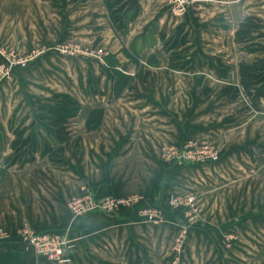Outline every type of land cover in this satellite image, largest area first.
Here are the masks:
<instances>
[{"label":"crops","instance_id":"0c3cea01","mask_svg":"<svg viewBox=\"0 0 264 264\" xmlns=\"http://www.w3.org/2000/svg\"><path fill=\"white\" fill-rule=\"evenodd\" d=\"M106 2L0 0V47L30 51L38 42L68 39L107 49L102 59L48 51L27 68L26 81L0 85V226L17 234L29 224L37 232L66 233L77 243L67 263L36 258L34 249H26V258H3L4 249L18 253L13 238L0 242V264H163L143 246L149 228L138 207L122 208L113 218L103 210L73 218L67 200L87 186L97 199L137 193L143 202L166 206L173 194L197 187L205 195L209 186L241 178L264 161V98L257 108L253 103L264 83L250 96L240 74L242 58L264 63V0H207L183 17L171 13L169 0H122L121 30ZM247 16L261 20L250 38L256 50L249 53L236 38ZM173 55L180 57L177 66ZM23 84L36 91L34 98L8 96L7 89ZM229 86L239 87L237 96L224 91ZM63 94L80 108L56 124L57 116L44 106L61 107L67 103ZM100 107L103 120L89 129V115ZM63 127L70 131L67 140L58 138ZM16 138L22 141L15 145ZM186 140L213 144L220 159H163L165 146ZM18 150L21 157L9 160ZM249 246L258 251L264 241ZM191 253L180 264H211Z\"/></svg>","mask_w":264,"mask_h":264},{"label":"rangeland","instance_id":"374dc122","mask_svg":"<svg viewBox=\"0 0 264 264\" xmlns=\"http://www.w3.org/2000/svg\"><path fill=\"white\" fill-rule=\"evenodd\" d=\"M200 2L202 1H196L192 3L184 13L177 17H183L192 5ZM60 45L69 47L68 50L70 53L60 51ZM93 48H95V50L102 48L104 52H102V54L98 56H90L86 53H83L84 51L92 50ZM31 51H35L32 59L24 60L26 56H28L27 54ZM48 51L57 52L62 56L75 57L84 55L102 59L106 54L107 49L103 47L90 46L87 44H85L84 46L81 43L74 42L68 39H59L51 44L38 42L30 51H24L21 49H16L14 47L10 48L8 46L0 47V66L1 64L6 63V67L0 70V85L3 82H9L13 84V82L16 81H26L28 78L27 74H25L27 68L34 61L40 58L41 55ZM244 52L246 53L247 51L245 50ZM7 58L13 60V62L15 63L7 62ZM262 83H264V80L260 84ZM254 90L255 88H253V91ZM7 92L10 98L17 97L19 99H23L26 97L34 98L33 96L35 95L34 93L36 91H34L32 88H29L27 84H23L19 87H13V89L9 88L7 89ZM259 136H262V138L264 139V130H261L259 132ZM15 140V142H17V140L19 142L22 141V138H16ZM192 141L198 145L203 144L198 143L195 140ZM204 144L210 145L215 151H217L219 154V158L217 160L210 159L208 161L199 163H216V161L220 159V152L218 148L213 144ZM169 146L171 145H168V147ZM166 147L167 146H165L164 149ZM20 152L21 150H18L16 154L14 153L12 158H10L9 160L17 161L22 155ZM261 153H264V151L261 150ZM163 159L165 160L164 157ZM172 163L184 164L193 162L174 161ZM254 164L251 165V171L245 173L243 176H241V178H238L236 180L225 179V181L219 183V185L209 186V188H207L204 192L205 195L201 194V189L199 190L197 187L190 191L173 194L193 195L195 198L194 203H191L190 205L174 207L170 204L169 199L168 205L163 206L160 204L159 216L154 221L148 220L141 211L144 207L158 206L152 203L143 202V196L137 193L126 197L137 195L140 198L139 203L133 204L132 206H122L118 209L117 213H119L122 208L138 207L137 211H139L140 214H138L143 219L142 222H145V225L149 228V230H147L146 232V238H144L143 240L145 243L143 246L146 247L149 257L151 256L154 259L162 260L163 264H172L173 260H179L178 264H180L181 262H183L184 257H189L191 252L198 255L200 254V257H198V255L196 256L198 258H203L204 256L211 259V264H235V262H238L239 259H242L243 262L246 263L248 260H250V258H255V260L258 259L259 262L263 263L264 247H260L261 249L258 248L257 251L256 248H254L255 250H252L249 246L252 241H254L255 243L257 241H264V231L261 229L262 227H264V161L259 163L257 161V164L256 162H254ZM84 187L86 188L85 191H89L93 194L89 187L83 186L82 193L80 195L71 197L67 200L66 204L72 212L73 218H85V216H87L88 214L94 211L101 210L96 209L81 215L75 213L74 209L69 206L70 200L83 195ZM93 196L95 195L93 194ZM105 197H111V195ZM117 213L107 214H109V216L113 218V215H116ZM25 225L26 224L20 227L17 234H12L10 230H7V228L0 226V242L2 245L10 244L13 238L14 241L15 239H17L18 241V253H12L11 251L4 249L2 250L3 258H26L28 257L26 249L33 251V247L29 245L22 236V229ZM156 226L157 228L155 229ZM255 231L259 232V234H255ZM67 237L71 240V243L75 247V245L77 244L76 241L69 235H67ZM202 242H205L206 245H209V248H207V250L194 249L193 251L192 249V251L189 250L191 252L188 251L187 246L191 245V243ZM34 254L36 255V258L44 257L37 255L36 252Z\"/></svg>","mask_w":264,"mask_h":264},{"label":"built area","instance_id":"2783aa9c","mask_svg":"<svg viewBox=\"0 0 264 264\" xmlns=\"http://www.w3.org/2000/svg\"><path fill=\"white\" fill-rule=\"evenodd\" d=\"M196 1L207 0H169V9L173 15L179 16L184 13L187 8ZM60 51L70 53L65 45H60ZM81 50V49H80ZM82 52V51H81ZM104 50L99 48L95 50H86V53L90 56H98L102 54ZM35 51L29 52L24 60L32 59ZM89 56V57H90ZM7 62L15 63L13 60L7 58ZM6 67V63L1 64L0 70ZM163 157L167 162H204L210 159L217 160L219 154L210 145L195 144L192 140L184 141L181 145L167 146L163 151ZM80 197H76L69 201V206L72 207L77 214H84L86 212L101 209L109 214L117 213L118 209L122 206H132L139 203L140 198L137 195H133L126 198L120 197H105L103 199H97L89 191H85ZM193 195H172L170 198V204L174 207L190 205L194 203ZM143 215L150 221H154L159 216V207L149 206L142 208ZM23 239L33 247L36 254L44 256L48 259L57 261L59 263H67L72 260L71 252L74 248L71 240L66 234L56 231H43L37 232L30 225H25L22 229Z\"/></svg>","mask_w":264,"mask_h":264},{"label":"trees","instance_id":"16d2710c","mask_svg":"<svg viewBox=\"0 0 264 264\" xmlns=\"http://www.w3.org/2000/svg\"><path fill=\"white\" fill-rule=\"evenodd\" d=\"M108 9L110 11L111 19L114 23L116 30H121L125 27L124 24V15H123V5L122 0H107ZM261 20L256 16H247L244 21L241 23L240 27L237 30L236 38L239 42L245 43L243 50L247 52H253L256 50V46L253 43H250L251 36L254 32L260 28ZM179 55H173L171 58V64L177 66L179 64ZM240 74L241 82L244 89L248 92L250 96L253 95L252 88L257 86L264 80V63L263 62H248L245 58H242L240 63ZM230 89L234 91L233 96H237L239 92V87L229 86L224 91L230 92ZM63 97L67 103L58 106L45 105L50 113L57 116V120L54 123H58L59 120L66 119L72 115H76L80 108V103L74 97L63 94L60 95ZM264 98V89L260 90L257 97H253L254 107L257 108V102L260 98ZM105 114V108H95L91 111L89 118L87 120V126L89 129L96 128L101 124ZM58 138L60 140H67L71 137L70 131H67L66 127L61 128L57 132ZM18 142V140H17ZM17 142H15L17 144ZM14 143V144H15Z\"/></svg>","mask_w":264,"mask_h":264}]
</instances>
